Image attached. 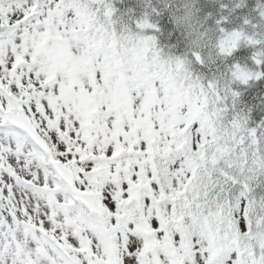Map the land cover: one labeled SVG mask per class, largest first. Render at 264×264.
<instances>
[{"label": "snow or ice", "instance_id": "1", "mask_svg": "<svg viewBox=\"0 0 264 264\" xmlns=\"http://www.w3.org/2000/svg\"><path fill=\"white\" fill-rule=\"evenodd\" d=\"M0 264H264V0H0Z\"/></svg>", "mask_w": 264, "mask_h": 264}]
</instances>
